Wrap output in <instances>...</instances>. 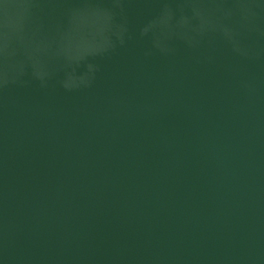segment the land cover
Masks as SVG:
<instances>
[{
	"label": "water",
	"instance_id": "water-1",
	"mask_svg": "<svg viewBox=\"0 0 264 264\" xmlns=\"http://www.w3.org/2000/svg\"><path fill=\"white\" fill-rule=\"evenodd\" d=\"M0 264H264V0H0Z\"/></svg>",
	"mask_w": 264,
	"mask_h": 264
}]
</instances>
